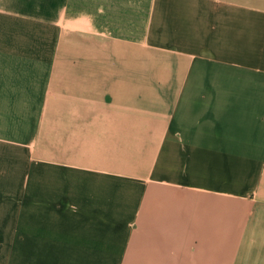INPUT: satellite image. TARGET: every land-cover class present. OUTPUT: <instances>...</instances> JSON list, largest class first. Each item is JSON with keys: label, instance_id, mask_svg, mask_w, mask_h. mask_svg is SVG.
<instances>
[{"label": "crops", "instance_id": "1", "mask_svg": "<svg viewBox=\"0 0 264 264\" xmlns=\"http://www.w3.org/2000/svg\"><path fill=\"white\" fill-rule=\"evenodd\" d=\"M0 264H264V0H0Z\"/></svg>", "mask_w": 264, "mask_h": 264}, {"label": "rangeland", "instance_id": "2", "mask_svg": "<svg viewBox=\"0 0 264 264\" xmlns=\"http://www.w3.org/2000/svg\"><path fill=\"white\" fill-rule=\"evenodd\" d=\"M227 177V175H225V174H222V181L221 182H223V183H225V178ZM192 180H198V177H194ZM192 182H194V181H192Z\"/></svg>", "mask_w": 264, "mask_h": 264}]
</instances>
